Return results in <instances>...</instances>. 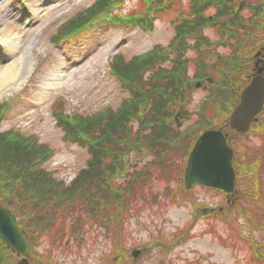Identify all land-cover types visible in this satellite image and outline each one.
Returning <instances> with one entry per match:
<instances>
[{
  "label": "rangeland",
  "instance_id": "obj_1",
  "mask_svg": "<svg viewBox=\"0 0 264 264\" xmlns=\"http://www.w3.org/2000/svg\"><path fill=\"white\" fill-rule=\"evenodd\" d=\"M97 1L0 0V37L2 29L11 32L6 42L0 38V68L24 60L22 73L28 75L17 90L0 97V135L10 133L49 151L43 167L64 186L90 166L92 139L73 141L59 116L84 121L102 112H117L132 95L115 67L129 66L133 59L169 46L177 35L180 13L191 3L171 0L170 9L152 20L153 27L143 29L109 17L104 20L106 12L89 19L95 12L85 13ZM248 1L238 2L241 13L255 12L256 20L264 22V0H255L254 7ZM115 6L116 18L141 17L146 9L143 0H120ZM204 35L216 44L214 56L205 65L200 56L187 51L190 77L200 68L211 69L215 77L221 69L218 53L233 52L216 28ZM257 35L253 53L248 51L249 42L237 52L241 74L235 82L242 91L249 84L245 78L264 71V29ZM144 73L149 81V71ZM209 94L202 82L188 96L187 106L176 112L183 119L179 125L174 121V127L196 130L177 142L168 159L129 153L127 175L102 186L101 199L95 196L85 204L69 201L51 224L40 223L32 235L29 264H264V109L249 131L237 132L226 125L240 96L234 108L226 110L207 101ZM200 108L201 116L196 113ZM206 125L224 128L228 134L234 150L232 193L197 183L186 187L194 136H200ZM21 259L16 256L15 263Z\"/></svg>",
  "mask_w": 264,
  "mask_h": 264
},
{
  "label": "trees",
  "instance_id": "obj_2",
  "mask_svg": "<svg viewBox=\"0 0 264 264\" xmlns=\"http://www.w3.org/2000/svg\"><path fill=\"white\" fill-rule=\"evenodd\" d=\"M143 1L146 9H142L144 12L141 17L134 15L116 18L117 14H113V10L120 0H98L85 14L95 12L89 17L91 19L97 13L106 12L104 20L109 17L123 25L148 29L153 27L152 20L172 5L171 0ZM239 1L191 0L188 9L180 13V24L175 27L177 35L169 46L157 47L133 59L129 66L115 67L118 79L123 80L132 95L117 112H102L84 121L77 117L70 120L59 116L61 127L73 141L89 142V136L92 139L90 166L82 170L70 186L54 182L52 174L43 167L49 155L45 148H39L27 139L17 136L12 138L10 133L0 135V195L4 197L0 202L12 210L19 226L28 235L30 246L32 240H35L32 235L38 225L42 222L51 224V219L58 217L65 203L75 200L73 203L85 204L84 200L94 201L95 196L101 199L102 186H109L117 178L126 176L129 161L125 157L129 153H151L159 161L170 157L177 142L195 130L194 126L183 131L178 125H173L176 112L190 102L188 96L196 89L195 79L207 84L210 92L207 101L226 110L234 108L242 91V88L237 89L239 84L235 82L238 73L241 74L237 52L244 43L249 42L248 51L253 53L259 41L257 33L264 29V22L256 20L257 13H241ZM257 1L249 0L250 7ZM181 2L178 0V5ZM209 9L215 12L208 14ZM210 28H216L220 39L224 44H229L234 53H218L221 69L215 77H212L209 68H200L190 77L187 51L200 56L201 64L205 65L214 56L215 48L212 45L216 44L204 35V31ZM255 39L256 43L252 45ZM145 71L150 73L149 81L144 78ZM209 78L213 79V84L209 83ZM249 78L245 80L249 81ZM224 99L229 104L225 105ZM229 99L235 100L234 103ZM196 113L201 116L203 111L200 108V112L197 109ZM205 127L204 130L213 126ZM147 165L152 163L148 162ZM94 188L97 192H94ZM53 199L54 207L50 204ZM27 210L30 213L26 214ZM15 255L0 240V264H16Z\"/></svg>",
  "mask_w": 264,
  "mask_h": 264
},
{
  "label": "water",
  "instance_id": "obj_3",
  "mask_svg": "<svg viewBox=\"0 0 264 264\" xmlns=\"http://www.w3.org/2000/svg\"><path fill=\"white\" fill-rule=\"evenodd\" d=\"M259 70L252 81L243 89L241 100L229 119L231 129L241 133L249 130L253 119L264 107V75ZM201 83L197 84V87ZM176 119L181 121L179 114ZM233 149L227 142V135L221 129L204 132L192 149L184 181L187 187L195 183L215 187L232 193L235 189ZM0 239L14 251L27 256L29 244L24 231L18 226L14 214L0 204ZM138 251L134 252L136 255ZM21 264H28L24 258Z\"/></svg>",
  "mask_w": 264,
  "mask_h": 264
},
{
  "label": "bare ground",
  "instance_id": "obj_4",
  "mask_svg": "<svg viewBox=\"0 0 264 264\" xmlns=\"http://www.w3.org/2000/svg\"><path fill=\"white\" fill-rule=\"evenodd\" d=\"M10 37L11 32L8 28L1 30L0 38L3 42H6V40ZM22 66H24V60L23 62L18 61L11 65L0 68V97L3 95V93L8 92L9 90H17L22 84L26 82L28 75L27 71L22 73Z\"/></svg>",
  "mask_w": 264,
  "mask_h": 264
}]
</instances>
